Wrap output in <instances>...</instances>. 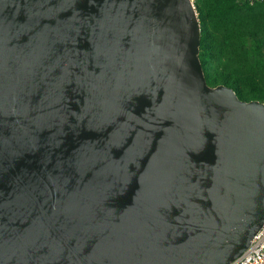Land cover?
Masks as SVG:
<instances>
[{
	"label": "water",
	"instance_id": "obj_1",
	"mask_svg": "<svg viewBox=\"0 0 264 264\" xmlns=\"http://www.w3.org/2000/svg\"><path fill=\"white\" fill-rule=\"evenodd\" d=\"M193 0H0V264H230L264 222V102L210 86Z\"/></svg>",
	"mask_w": 264,
	"mask_h": 264
},
{
	"label": "trees",
	"instance_id": "obj_2",
	"mask_svg": "<svg viewBox=\"0 0 264 264\" xmlns=\"http://www.w3.org/2000/svg\"><path fill=\"white\" fill-rule=\"evenodd\" d=\"M193 2L207 84L229 86L242 100L264 102V0Z\"/></svg>",
	"mask_w": 264,
	"mask_h": 264
},
{
	"label": "built area",
	"instance_id": "obj_3",
	"mask_svg": "<svg viewBox=\"0 0 264 264\" xmlns=\"http://www.w3.org/2000/svg\"><path fill=\"white\" fill-rule=\"evenodd\" d=\"M230 264H264V222L253 236L249 246Z\"/></svg>",
	"mask_w": 264,
	"mask_h": 264
}]
</instances>
